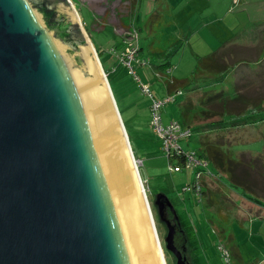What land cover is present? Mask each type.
<instances>
[{"label":"water","instance_id":"1","mask_svg":"<svg viewBox=\"0 0 264 264\" xmlns=\"http://www.w3.org/2000/svg\"><path fill=\"white\" fill-rule=\"evenodd\" d=\"M81 36L67 0H0V264H153L150 205ZM151 204L182 264L171 203Z\"/></svg>","mask_w":264,"mask_h":264},{"label":"rangeland","instance_id":"2","mask_svg":"<svg viewBox=\"0 0 264 264\" xmlns=\"http://www.w3.org/2000/svg\"><path fill=\"white\" fill-rule=\"evenodd\" d=\"M69 1L78 15L77 18L73 17L78 32L88 36L101 69L105 72L106 83L126 133L129 148L134 157L140 159L137 171L150 205L165 263L175 264V258L163 246L165 226L157 220L155 208L151 204V198L157 192H163L170 200L191 244H193L192 239L195 238L193 253H196V256L193 257L192 263H220L219 251L213 244V241L218 239L227 246L231 264H251L255 256L253 248L246 246L245 259L241 260L230 251L231 248L233 250V246L229 244L232 239L229 232L234 233L235 244L240 247L245 246L241 245L245 236L244 229H249L255 224V220L247 216V212L255 213L257 203H253L249 198H240L209 172L207 174L200 171L201 192L198 199L189 189H183L184 185L189 184L192 179V170L181 163H178L177 169H169L175 163L176 157H168L160 151L158 138L146 125L148 97L141 92L134 81L136 79L108 47L111 44L114 45L113 42L119 39V36L112 32L111 27L119 30L121 36V29L127 26V23L123 25L121 20L126 21L130 13L128 20L138 31L135 57H147V60L139 59L142 64L132 60L136 72L143 82H149L153 95H160L165 91L164 80L167 75H172L178 79V82H183V86H176L181 90V94L177 97L180 98L192 86L200 88L204 84L202 81L205 76L199 73H209L197 70L193 73L196 76L191 77L189 73H192L195 55L215 50L217 44L228 32L244 33L246 40L236 39L238 43L244 41L251 43L250 39H254L256 44L246 49L236 50L238 44L234 43L231 48L228 45L221 49L222 56L227 60V69L221 75L210 74L207 88L209 84L214 90L222 89L228 95L238 91L245 93L246 96L254 97L255 100L258 98V101L264 104V99H261L264 98V0H162L163 3H159V8L157 7V15L148 14L154 6V0H135L133 4L132 0L129 2L127 0ZM88 11V14H91L90 18L86 14ZM255 13L260 15L259 24L254 18ZM152 16L158 20L155 22V19L150 18ZM169 16L171 19L174 17V22L176 21L180 26L184 37L180 47L169 55L168 66L164 65L165 67L158 69L156 66L161 62L162 55H158L153 49L162 52L171 41V39L166 40L168 32L164 31L170 27V20H167ZM159 24L162 25L161 31ZM164 36L167 38L164 39ZM220 48L221 46L217 50ZM200 63L205 64L202 61ZM166 68H169V71L163 73ZM155 70L160 72L155 74ZM193 94V100L197 102L198 95L194 92ZM247 99L249 101L251 98ZM225 101L224 110H234L242 106V103L228 98ZM170 106L173 110L168 112ZM202 107L210 110L222 108L221 105L217 106L216 100L213 99L203 102ZM161 118L163 122L174 118L181 123L176 114L175 101L163 106ZM194 120L201 122L200 113H196ZM259 130L264 131V126L257 122L247 127L243 125L235 130L232 128L230 134H237L238 138L245 142L237 146L239 149L261 150L263 157L264 147L262 149L261 147L264 145L262 140L264 132L261 133ZM253 136L260 137L250 139ZM178 141L183 148L196 147V142L190 136L187 141ZM245 151L248 153L247 150ZM254 162H250L251 166ZM262 189L264 190V187L259 188L260 191ZM258 206L260 209L264 208L260 204ZM222 214L224 215L221 216ZM248 245H253V242L248 241Z\"/></svg>","mask_w":264,"mask_h":264},{"label":"trees","instance_id":"3","mask_svg":"<svg viewBox=\"0 0 264 264\" xmlns=\"http://www.w3.org/2000/svg\"><path fill=\"white\" fill-rule=\"evenodd\" d=\"M133 3L134 0H132V4ZM159 3L162 4L163 1L154 0V6L148 14L157 15V7ZM150 18L155 19V16ZM157 20L158 19H155V22ZM146 24H148V22H146ZM166 38L167 37L164 39ZM169 39H171L170 43L162 52L153 49L158 55H162L161 62L157 63L156 66L158 69H162L165 67L164 65L168 66L169 55L174 52L181 43V41L175 36H168L166 40ZM195 57L194 66L191 69L192 73H189L191 77L193 78L196 76L193 73L197 70H203L209 73H199L205 76L202 81L204 84H202L200 88L192 86L180 98H176V114L181 121V124L190 129L189 136L192 137L194 142H196L194 151L198 156L205 160L206 171L226 185L231 192L233 190L236 195H241L247 199L249 198L253 203L264 206V190H259V188L264 187V156H261L262 151H252L248 148L239 149L237 146L242 145L245 142L238 138L237 134H230L232 128L235 130L243 125L247 127L248 125L251 126L258 122L264 126V104L259 102L258 98L255 100L254 97L246 96L245 93L242 94L238 91H234L231 95H228V93L222 89L214 90L213 86L209 84V88H207L210 74L217 73L218 75H221V73L227 69V60L222 56V50L219 51L215 49L204 54L195 55ZM200 61L205 64L200 63ZM165 81L168 88H173L177 85L183 86V82H178V80H174L173 78L171 83L168 80ZM193 92L198 95L197 97L195 96L198 99L197 102L193 100ZM227 98L242 103V106L234 110H224V105L226 103L225 100H227ZM247 98L251 99L248 101ZM211 99L216 100L217 106L221 105L222 108H215L213 110L203 108L202 103H206ZM196 113H200V123L194 120ZM192 121H194V123ZM205 121H207V123H204ZM259 132L263 133L264 131L259 130ZM259 137L260 136H253L250 139ZM262 140L264 141V139ZM263 147L264 145L261 149ZM245 150H247L248 153ZM246 154L248 156H246ZM255 160L256 162H254ZM176 162H180V158L176 157ZM250 162H254V164L251 166ZM191 194L195 196L192 192ZM165 206L170 213L169 215L172 216V221H175L176 219L174 218V215L177 217L176 210L173 208L172 204L171 206L173 210H171L169 206ZM223 215L224 214L221 216ZM157 220L160 221L158 218ZM177 220L179 223L175 222V224L178 225L181 230L182 243L183 248L185 249L184 253L186 258L190 264H195L191 262L193 257L196 256V253H193V248L195 246L194 243H196L195 238L192 239L193 244H191L178 217ZM192 235L194 236V234Z\"/></svg>","mask_w":264,"mask_h":264},{"label":"built area","instance_id":"4","mask_svg":"<svg viewBox=\"0 0 264 264\" xmlns=\"http://www.w3.org/2000/svg\"><path fill=\"white\" fill-rule=\"evenodd\" d=\"M137 28L135 26L127 25L121 29L120 45L117 48L115 45H110L108 48L113 51L117 58L126 66V70L132 75L139 89L143 94L148 97V127L153 131L159 141V149L165 153L168 157L180 158V162L184 166L190 167L192 170V179L189 184H185L183 189H189L197 199L200 196L201 186L199 183L200 171L207 173L206 162L195 153L192 148H183L178 140L187 141L190 129L187 126H183L174 118H169L166 121H162L161 111L165 104L174 102L176 98L181 94V90L177 87H173L170 91L165 92L162 95H153L149 88V82H143L136 72L132 60L142 64L140 58L135 57V52L138 47L136 44ZM142 60H147V57H141ZM169 71V68L163 70V73ZM160 71L155 70L154 73L158 74ZM170 81L171 78L168 77ZM134 157V156H133ZM134 162L138 166L140 159L134 157ZM178 163L170 164L169 169H177ZM213 244L219 251L220 263L218 264H231L230 254L227 247L220 241L214 240Z\"/></svg>","mask_w":264,"mask_h":264},{"label":"crops","instance_id":"5","mask_svg":"<svg viewBox=\"0 0 264 264\" xmlns=\"http://www.w3.org/2000/svg\"><path fill=\"white\" fill-rule=\"evenodd\" d=\"M129 1L130 0H127V2H129ZM165 6H167V3H165ZM132 10L133 11L135 10V6H134V8H132ZM88 13H89V11L86 13L87 14V17L90 18V15L91 14H88ZM129 15H130V13L127 16L128 19H130L129 18ZM171 16H173V15L171 14ZM259 16L260 15L258 13H255L254 14V18L256 19V21H257L258 24H259ZM128 19L126 21L125 20H121L122 23H123V25H125L124 23H127V25L128 24L131 25L130 22H129L130 20H128ZM167 20H170V27L164 30V31H167L168 32L166 34L167 37L168 36H175V37L178 38L179 41H182V38L184 37V35L181 33L180 26L177 24V22L176 21L174 22V17L171 19L170 16H169L167 18ZM159 26H160V31H161L162 25L159 24ZM111 30H112V32L114 34H116V35L119 36V39L118 40H115V42H113L114 45L119 46L120 45V42L119 41H120V37H121L120 36V33H119V30L116 29L118 31V32H116V30H114L113 27H111ZM137 37H138V31H137V36H136V39H135L136 40V43L138 41V38ZM223 37H225V38H223L220 41V43L217 44V46L215 48V49H217L219 46H221V48L218 49L219 51L221 49L226 48V46H228V45H229V48H231V46H234V43L238 44V46L236 47V50L246 49V48L252 47L254 44H256V41L254 39H250L251 40L250 41L251 43L246 42V41H244L242 43H238V41L236 39H238L239 41L246 40V38L244 36V33H240V32H237V33L228 32ZM164 38H165V36H164ZM180 45H181V43H180ZM180 45L178 46V48L180 47ZM135 63H137V62H135ZM168 77L171 78L170 83L172 81V78L174 80H178V79H175L172 75H169ZM166 80H168L167 77H166ZM171 89H172L171 87L168 88V85H167V83L165 81V91L162 94H164L167 91H170ZM162 94H160V95H162ZM169 110H173L172 109V106L168 107V112H169ZM146 125H148V124L146 123ZM158 146H159V142H158ZM239 196H240V198H242L241 195H239ZM243 198H246V197H243ZM258 205L259 204H256V206H255L256 207L255 208V213H250V211L247 212L248 213L247 216H249L251 219H254L255 220V224H254V226L252 225L249 229H247V228L244 229L245 236H244V239H243V243H241V245H245L244 247L243 246L240 247L238 244H235L234 243V240H235L234 239V233L229 232V235L232 236V239L230 240V243L229 244H231L233 246V250L231 248L230 251L233 252L236 256H238L241 260L242 259H245L244 258V253L245 254L247 253V251H246V248L247 247L246 246H251L253 248V251H254V255L255 256H254V259L252 260L251 264H264V221H263L264 220V208L260 209ZM248 241H252L253 242V245H248Z\"/></svg>","mask_w":264,"mask_h":264},{"label":"bare ground","instance_id":"6","mask_svg":"<svg viewBox=\"0 0 264 264\" xmlns=\"http://www.w3.org/2000/svg\"><path fill=\"white\" fill-rule=\"evenodd\" d=\"M67 3L69 5H71L72 16L74 18H77L78 17L77 12H75L71 2L69 0H67ZM85 35H83V33H82V36L86 39V47H87L89 55L93 61L94 67H95L98 75L101 76V83H102L101 86H102L103 92H105V94L108 96V91H107L105 79H104V76L102 75L101 68L98 65V61H97V58H96L95 53H94V48H93L90 40L88 39V36L87 35L85 36ZM124 152H125V154H127L128 158H129V151H128L126 146H125ZM137 180L138 179L136 178V176H134L133 177V184H134V187L136 186V191H139L140 185H139ZM141 198H142V202H143L144 199L142 196H141ZM142 204H143L142 207H140L141 216H142V213L144 212L145 218L142 217V220H143V224H144V228H145V232H146V236H147V240H148L153 264H166L164 256H163V252H162V249H161V246L159 243L158 235H157V232L155 229V224H154V221H153L152 216H151V213L150 212L148 213L146 205L144 203H142Z\"/></svg>","mask_w":264,"mask_h":264},{"label":"flooded vegetation","instance_id":"7","mask_svg":"<svg viewBox=\"0 0 264 264\" xmlns=\"http://www.w3.org/2000/svg\"><path fill=\"white\" fill-rule=\"evenodd\" d=\"M166 208L167 207L164 205L163 206V214H162V217L164 219H167L170 223L173 224V227H174L173 244L175 245V247L177 249H179L180 254L184 256L183 263L182 264H190L189 261L186 258L185 253H184L185 249L183 248L181 230L179 229V226L175 224V221H172V216L169 215L170 213L168 212V210ZM161 222L163 223V221H161Z\"/></svg>","mask_w":264,"mask_h":264}]
</instances>
